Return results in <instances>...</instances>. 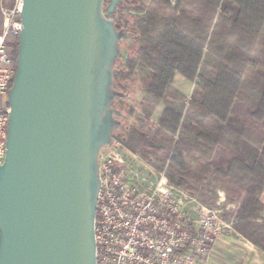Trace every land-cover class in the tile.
<instances>
[{"label":"water","instance_id":"water-1","mask_svg":"<svg viewBox=\"0 0 264 264\" xmlns=\"http://www.w3.org/2000/svg\"><path fill=\"white\" fill-rule=\"evenodd\" d=\"M118 0H20L0 165V264H95L98 159L113 102Z\"/></svg>","mask_w":264,"mask_h":264},{"label":"trees","instance_id":"trees-1","mask_svg":"<svg viewBox=\"0 0 264 264\" xmlns=\"http://www.w3.org/2000/svg\"><path fill=\"white\" fill-rule=\"evenodd\" d=\"M230 1L235 9L220 6L219 0H178L176 9L180 14L167 24L159 16L160 8L167 4V0H158L144 11V16L131 17V20L121 12L127 7L142 12V0H118L110 20L114 28L126 36L125 40L133 41L136 46L128 64L129 72L134 64L150 70V74L142 78V85L158 102L166 98L175 101L182 98L181 84L194 78L217 12L219 19L229 22L224 41L215 48L217 73L206 83L207 92L198 106L199 138L203 142L200 154L208 161L215 146H232L234 141L236 144L245 142L252 154L259 151V157L251 166L234 158L226 171H208L209 161L205 170L236 204L230 215L235 222L233 230L264 252V88L248 90L246 87L248 73H252V77L264 73V61L255 52V40L264 33V0ZM229 10L233 11V19L227 17ZM13 55L16 58L17 43ZM123 78L122 70H113L116 86ZM235 101L251 110L248 125L239 134L228 125ZM150 118L175 129L181 112L162 107L157 114L151 111ZM228 136L237 141L231 142ZM112 140L144 161H151L150 142L136 130L125 135H112Z\"/></svg>","mask_w":264,"mask_h":264},{"label":"rangeland","instance_id":"rangeland-1","mask_svg":"<svg viewBox=\"0 0 264 264\" xmlns=\"http://www.w3.org/2000/svg\"><path fill=\"white\" fill-rule=\"evenodd\" d=\"M157 1L142 0L144 8L142 12L127 7L121 13L129 19L142 17L145 14L144 11ZM177 2L178 0H167V4L161 6L159 16L165 23L169 24L179 16L180 12L176 9ZM19 5L20 0H0L1 29L4 14L17 9ZM219 5L235 9L230 0H219ZM227 17L233 19L232 10H229ZM229 26V22L219 19L217 12L195 76L191 82L181 84L182 98L180 100L166 98L158 102L152 99L142 85V78L148 76L150 70L134 64L133 61L134 66L129 72L128 64L133 59L136 47L133 41L126 39L120 43V56L115 64V70H122L125 75L118 86L115 84V88L121 90V86L124 85V89L121 91L127 93V97L116 100L114 104V108L119 113L117 120L120 126L113 135H125L130 130H136L148 139L152 148L149 154L150 162L144 161L134 154L135 159L132 160L129 167L134 174H137V178H135L137 182L135 180L134 184L140 183L142 187H147L155 185L161 180V185L170 189L191 221L198 219L201 213L214 211L219 222L222 223L221 237L209 252L194 264H264V252L237 234L232 228V224L235 222L231 220L230 215L236 208L235 202L231 201L223 188L210 179L211 173L209 174L207 169L205 170V165L209 161L208 171H226L227 166L234 158L251 166L253 161L259 157V151L252 154L245 142L236 144L234 141L236 138L228 136L227 139L231 142L234 141L235 144L215 146V151L208 161L203 159L200 154L203 142L199 138L201 127L197 117L198 106L207 92L206 83L212 81L217 73L215 48L224 41ZM16 43L17 40L13 37L6 40V46L11 49L12 53ZM255 52L257 57L264 61V33L259 34L255 40ZM247 75L246 87L248 90L264 88V73H260L257 77H252V73ZM192 102L197 106L196 108ZM162 107L173 108L177 112H181L180 122L175 129L149 119L151 111L157 114ZM231 111L228 125L239 134L248 125L251 110L242 102L235 101Z\"/></svg>","mask_w":264,"mask_h":264},{"label":"built area","instance_id":"built-area-1","mask_svg":"<svg viewBox=\"0 0 264 264\" xmlns=\"http://www.w3.org/2000/svg\"><path fill=\"white\" fill-rule=\"evenodd\" d=\"M19 11L20 5L4 14L0 35V165L6 151L8 91L16 68L6 40L18 38ZM134 159L115 140L99 155L95 264H194L221 237L222 223L216 212L201 213L191 221L161 180L147 187L134 184L137 174L129 168Z\"/></svg>","mask_w":264,"mask_h":264},{"label":"flooded vegetation","instance_id":"flooded-vegetation-1","mask_svg":"<svg viewBox=\"0 0 264 264\" xmlns=\"http://www.w3.org/2000/svg\"><path fill=\"white\" fill-rule=\"evenodd\" d=\"M123 40H125V39H123ZM123 40H121L120 43H121ZM120 43H119V45H120ZM119 45H118V49H119ZM119 56H120V49H119ZM119 56H118V58H119ZM118 58H117V60H118ZM117 60L115 61V64H116ZM115 64H114V68H113V70L115 69ZM113 89H114L117 93H119V94L122 95L120 98H117L116 100L124 99V98L127 97V93H124V92L121 91V90L124 89V85L121 86V90H117V89L115 88L114 79H113ZM116 100H115V101L113 102V104H112V108H113L115 111H117V110L114 108V104H115ZM115 119L117 120L118 117H115ZM117 121H118V120H117ZM119 126H120V124H119ZM118 128H119V127H118ZM118 128H117V129H118ZM117 129H116V130H117ZM114 133H115V132H114ZM114 133H113V134H114Z\"/></svg>","mask_w":264,"mask_h":264},{"label":"crops","instance_id":"crops-1","mask_svg":"<svg viewBox=\"0 0 264 264\" xmlns=\"http://www.w3.org/2000/svg\"><path fill=\"white\" fill-rule=\"evenodd\" d=\"M2 32H3V29H1V26H0V35L2 34Z\"/></svg>","mask_w":264,"mask_h":264}]
</instances>
